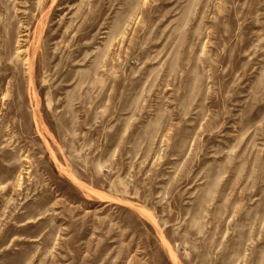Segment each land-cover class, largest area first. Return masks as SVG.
Listing matches in <instances>:
<instances>
[{"label": "rangeland", "instance_id": "obj_1", "mask_svg": "<svg viewBox=\"0 0 264 264\" xmlns=\"http://www.w3.org/2000/svg\"><path fill=\"white\" fill-rule=\"evenodd\" d=\"M0 264H264V0H0Z\"/></svg>", "mask_w": 264, "mask_h": 264}]
</instances>
